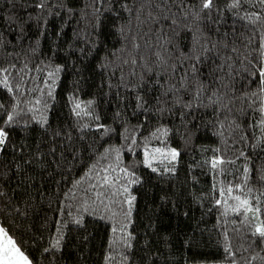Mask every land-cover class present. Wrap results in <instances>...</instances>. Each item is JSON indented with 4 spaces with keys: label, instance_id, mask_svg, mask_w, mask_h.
<instances>
[{
    "label": "trees",
    "instance_id": "16d2710c",
    "mask_svg": "<svg viewBox=\"0 0 264 264\" xmlns=\"http://www.w3.org/2000/svg\"><path fill=\"white\" fill-rule=\"evenodd\" d=\"M216 2L220 12H213L212 20L205 19L200 29L213 41L227 32L231 45L233 21L240 29L237 10L228 9L230 0ZM35 3L0 0V67L15 65L9 81L13 90L0 84V126L9 133V146L0 152V220L8 217L9 223H15L16 235L24 241L33 264H264V244L252 235L243 214L225 205L226 192L220 194L221 188L242 179L244 158L217 169L206 163L217 155L235 159L237 149L244 148L252 164H264V151L251 147L261 138L259 128L249 129V118L235 112L221 128L218 121L223 116L213 115V107L194 108L183 119L179 107L170 103L164 107L171 111L158 112L156 97L174 81H166L155 63V25L133 19L122 35L117 28L125 20L116 21L105 13L97 32L92 27V7L84 8L92 0H63V6L61 0H47L42 14ZM68 8L73 9L71 14ZM262 9L257 0H250L239 12L242 16ZM121 15L127 14L121 10ZM218 15L227 23H217ZM178 31L177 47L189 53L195 46L193 32ZM133 43L140 47L134 49ZM169 50L176 53L171 46ZM133 58L135 64L130 62ZM193 62L187 60L185 65ZM25 64L27 68L19 71ZM56 66L62 70L50 97L44 82H52L47 72ZM157 73L159 85L153 79ZM200 73L201 79L218 75L211 61L202 63ZM255 88L253 82L249 90ZM190 92L185 101H190ZM137 93L143 97L140 108ZM75 102L82 108L91 102L86 109L90 115L77 116ZM13 109L19 115L9 127L4 122ZM41 113L47 124L39 123ZM234 118L242 129L228 127ZM158 127L170 129L164 143L151 136ZM244 132H248L247 147L240 142ZM165 143L181 154L175 171L154 162L158 171L153 172L143 163L145 145L151 150ZM117 164L139 178L129 193L113 195L127 183L123 178L111 187L102 184L104 169ZM109 174L123 177L118 169ZM249 186L254 196L264 192V182L255 176ZM127 195L135 200L126 218ZM124 225L126 229L120 231ZM128 235L130 247L124 239ZM58 237L60 246L54 249Z\"/></svg>",
    "mask_w": 264,
    "mask_h": 264
},
{
    "label": "snow or ice",
    "instance_id": "6c2138e0",
    "mask_svg": "<svg viewBox=\"0 0 264 264\" xmlns=\"http://www.w3.org/2000/svg\"><path fill=\"white\" fill-rule=\"evenodd\" d=\"M246 2H250V0H230V3L227 5L229 10H237L235 15L241 22L239 30L236 29L235 21L231 25V45L227 41L229 35L227 32L220 34L222 37L220 40L213 41L211 37L204 34L200 29V24L205 19L212 20L213 12H220L216 0H191V2L189 0H92V4H85L84 8L92 7L91 16L95 19V24L92 27L97 32H99L101 17H104L105 13H108L109 17L116 21L125 20V24H120L117 28L118 32L122 35L125 28L132 23L133 19L141 23L155 25L157 29V45L153 51V55L156 57L155 63L160 71L166 74V81H174L156 97V102L159 105L157 108L158 112L171 111V109L164 107L165 104L170 103L173 107H179L181 118L183 119V116L194 108L213 107V115L217 117L223 116V119L218 121L221 128L225 126L224 120H228L234 112L239 117L247 116L249 118L248 128L252 129L256 127L261 132V138L257 139L256 143L251 145V147L253 150L260 148L261 151H264V9L261 12L245 11L241 16L239 9ZM257 3L264 6V0H257ZM61 5L63 6V0H61ZM35 7L41 10L42 14V11L48 7L47 0H36ZM121 10L127 15H121ZM67 11L71 14L73 9L68 8ZM82 18L85 17L82 16ZM220 22L227 23V21H222L218 15L217 23ZM193 24L196 25L195 29L192 27ZM178 30L193 32L195 46L189 53H183L177 47L176 41L179 39ZM217 32H219V29H217ZM197 33H199V39H197ZM88 35L91 36V33H88ZM257 37L259 38L257 39ZM237 40H239V44L236 43ZM91 43L94 45L96 41L92 40ZM209 44L211 45L210 47ZM169 46L176 49L175 54L170 52ZM0 47H3L2 40H0ZM132 47L138 49L140 46L133 43ZM218 49H222L228 54L222 56ZM81 51L83 52V49ZM187 60L194 62L186 66L185 62ZM205 61L213 63L214 71L218 73L215 78H200L202 76L200 67ZM130 62L132 64L136 63L134 58ZM124 63H129V61H124ZM177 64H179V71H177ZM144 67L146 71H150L146 65ZM13 68H15V65L11 64L9 67H0V84L10 92L13 90L9 83ZM25 68H27L26 64L19 71H24ZM61 70L60 66H56L47 72V76L52 82L48 83L45 80L44 83L48 88L47 95L50 97L52 96V89L55 86L57 74ZM169 70L171 71L169 72ZM131 74L133 76L136 75L134 69ZM158 77L159 73L153 79L159 85L160 81ZM21 79L23 80V77ZM205 79H209V83H205ZM189 81H192V83L190 84ZM253 82L256 83V88L249 90ZM237 84H239V88H237ZM16 87L20 88L21 85H17ZM140 87H143V85H140ZM190 89L191 99L190 101H185L184 95H189ZM169 96H171L170 100L167 99ZM136 99L137 108L143 107V97L139 93H137ZM36 104H40V100H37ZM90 105L91 102H88V105L82 108L80 102H75L73 111L77 116L90 115L86 111ZM35 111H39V109H35ZM17 115L19 113L13 109L7 115L4 123L11 127ZM96 119L98 120L99 117H96ZM47 122V118L41 113L39 123L43 125L47 124ZM84 127L86 128L88 125ZM98 127L103 128L104 125H98ZM228 127L236 131L242 129L243 125L238 123L234 118L229 120ZM105 131H110V129L106 128ZM169 132L170 129L167 127H158L151 133V136L164 143ZM221 135H223L222 132ZM247 141L248 132H244L240 136V142L247 147ZM135 142V139L131 141L132 144H135ZM6 146H9V133L5 130V127L0 126V152L6 151ZM129 150L131 151V149ZM213 151L215 153L220 152L219 149H214ZM237 152L238 155H236L235 159L225 160L222 156L217 155L210 161H206V163H210L213 169H217L221 165L235 164L236 160H239L241 157L244 158L245 164L242 165V179L234 186L229 184L226 189L221 188L220 194L225 196L226 192L225 205L234 213H242L244 217L243 222L250 227L252 235L258 237L259 243L264 244V219L261 218L264 192L260 196H254V190L249 186L253 176L256 177L257 181L264 182V164H261L259 167L252 164V157L247 154L244 148H238ZM180 155V152L176 148L170 147L166 143L164 147H156L151 150L145 145L143 163L153 172L158 171L156 167H153L154 162L163 165L166 171L174 172ZM118 159L119 157H117ZM117 169L123 174V177L109 174L116 173ZM104 172L105 175L102 177L103 186H114L121 178L127 181L113 195L121 191L129 193V187L139 182L138 177H135L127 168L120 167L119 164L116 167L108 165L104 169ZM234 189L237 194H233ZM99 195H103V193ZM134 200L135 196H125L124 203L129 206L125 212L126 218L132 211ZM229 200L234 201V203L228 205ZM220 202L217 200V203ZM101 203H103V200H101ZM105 207L107 208L108 206L105 205ZM0 212H3V209H0ZM126 227L127 225H124L120 231H124ZM116 231L117 229L114 227L113 232L115 233ZM124 239L127 244V241H130L132 237L128 235ZM59 246L60 238L58 237L52 247L56 249ZM127 246L130 247V244H127ZM226 250L231 251L230 248ZM26 253L27 248L24 246V241L16 235L15 223H9L8 217H4L3 220H0V264H33V259ZM108 259H112V257ZM261 259H264V257H261Z\"/></svg>",
    "mask_w": 264,
    "mask_h": 264
}]
</instances>
